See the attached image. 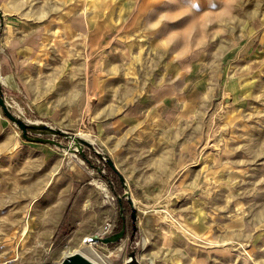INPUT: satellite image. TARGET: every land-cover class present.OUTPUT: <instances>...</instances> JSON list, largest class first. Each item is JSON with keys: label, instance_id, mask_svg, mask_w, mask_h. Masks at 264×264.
Wrapping results in <instances>:
<instances>
[{"label": "rangeland", "instance_id": "374dc122", "mask_svg": "<svg viewBox=\"0 0 264 264\" xmlns=\"http://www.w3.org/2000/svg\"><path fill=\"white\" fill-rule=\"evenodd\" d=\"M75 7L102 17V31L107 18L108 32L123 34L124 79L134 81L128 100L147 92L139 79L169 75L196 83L202 97L177 124L118 130L124 148L111 160L136 209L132 240L122 199L124 239L83 241L104 237L106 220L120 229L124 192L90 148L82 157L50 145L54 156L44 160L16 145L0 153V264H58L87 247L113 264H185L191 251L203 264H264V0H75ZM107 124L85 122L70 133L100 145Z\"/></svg>", "mask_w": 264, "mask_h": 264}, {"label": "crops", "instance_id": "0c3cea01", "mask_svg": "<svg viewBox=\"0 0 264 264\" xmlns=\"http://www.w3.org/2000/svg\"><path fill=\"white\" fill-rule=\"evenodd\" d=\"M0 12V86L5 98L20 111L30 108L32 120L69 132L81 123L108 122L100 145L114 163L124 148L118 132L123 125L177 124L202 97L196 83L188 85L169 75L152 82L139 79L138 88L147 92L128 100L134 81L124 79L128 61L117 43L123 34L108 32L106 17L102 31V17L95 20L76 8L75 0H0ZM96 24L100 31H93ZM166 66L164 62L163 68L171 67ZM15 145L27 153L40 151L42 160L55 153L49 144L23 140L0 115V153ZM199 253L189 252L185 264H203Z\"/></svg>", "mask_w": 264, "mask_h": 264}, {"label": "water", "instance_id": "95a60500", "mask_svg": "<svg viewBox=\"0 0 264 264\" xmlns=\"http://www.w3.org/2000/svg\"><path fill=\"white\" fill-rule=\"evenodd\" d=\"M2 28V16L0 12V30ZM0 109L2 114L11 124L21 132V137L23 140L34 143L49 144L53 145L63 151L70 153H78L82 157L84 156L83 149L84 147L90 148L92 152L99 157L102 162L108 167L116 172L119 181L124 188V192L121 196L118 197L119 204V214L122 220L120 229L117 232L106 235L104 237H94V239L100 242L103 245L116 244L120 240L124 239L126 234V224L123 217V211L125 208L122 205V199H125L129 207V217H130V226L131 233L129 238L132 240L136 230V220L137 214L136 209L133 205L130 189L127 183L125 182L123 176L115 168L113 161L107 154V152L96 142L89 139L82 138L74 133H70L59 128L50 126L42 121H32L27 117L23 116L11 103L5 98L4 93L0 86ZM60 138L66 139L68 142L64 144ZM130 257L133 259L134 252L129 253ZM58 264H92L86 260L81 254L74 253L64 257ZM128 264H137L133 259L128 262Z\"/></svg>", "mask_w": 264, "mask_h": 264}, {"label": "bare ground", "instance_id": "6f19581e", "mask_svg": "<svg viewBox=\"0 0 264 264\" xmlns=\"http://www.w3.org/2000/svg\"><path fill=\"white\" fill-rule=\"evenodd\" d=\"M99 185V184H98ZM99 188L101 190H105L104 186L99 185ZM49 219V218H48ZM50 221V220H48ZM21 222V221H20ZM49 223V222H48ZM17 224V223H16ZM47 224V223H45ZM28 225V224H27ZM16 226V225H15ZM44 226V225H43ZM49 226V225H47ZM24 232V231H23ZM89 238V235H86L83 238V241L87 243ZM20 241V240H19ZM74 253H79L81 254L86 260L91 262L92 264H113L111 260L107 258V256H104L102 253L96 251L92 247H87L86 249H81V250H74L72 252H69L67 255L74 254ZM150 264H154L150 262Z\"/></svg>", "mask_w": 264, "mask_h": 264}, {"label": "built area", "instance_id": "2783aa9c", "mask_svg": "<svg viewBox=\"0 0 264 264\" xmlns=\"http://www.w3.org/2000/svg\"><path fill=\"white\" fill-rule=\"evenodd\" d=\"M116 227V223H114L112 220H106L102 225V231L103 233H109Z\"/></svg>", "mask_w": 264, "mask_h": 264}, {"label": "trees", "instance_id": "16d2710c", "mask_svg": "<svg viewBox=\"0 0 264 264\" xmlns=\"http://www.w3.org/2000/svg\"><path fill=\"white\" fill-rule=\"evenodd\" d=\"M107 169L109 170V172H110L111 174H115V175H117L116 172H114L111 168H108V167H107ZM68 213H69V209H67V210L65 211L64 216H63V219H62V221H61V223H60V225H59V227H58V230H61V229H62L64 223L66 222V220H67V218H68ZM119 228H120V227H119Z\"/></svg>", "mask_w": 264, "mask_h": 264}]
</instances>
